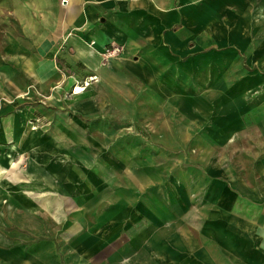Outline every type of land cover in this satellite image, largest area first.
<instances>
[{"label": "crops", "instance_id": "crops-1", "mask_svg": "<svg viewBox=\"0 0 264 264\" xmlns=\"http://www.w3.org/2000/svg\"><path fill=\"white\" fill-rule=\"evenodd\" d=\"M61 1L0 0V264H264V117L241 135L253 142L239 153L232 181L249 194L230 192L222 180L202 179L196 214L201 223L214 214L217 227H192L199 218L186 199L189 241L179 246L175 230L161 233L145 222L143 210L134 212L110 190L117 171L132 175L140 189V163H107L83 133L91 122H107L120 106L129 107L139 93H167L176 100L178 87L190 93L197 81L206 91L205 51L236 39L240 16L257 17L264 4L67 0L63 7ZM210 12H218L212 25ZM219 12L229 18L237 13L239 20L226 26ZM113 48L119 52L104 58ZM85 77L96 82L64 107L62 97ZM252 82L227 91H250ZM221 97L205 106L220 108L222 123L233 121L237 101ZM190 98L179 106L185 117L192 114ZM176 123L171 115L162 120L159 133L169 135L158 138L187 139L186 132L177 135L183 131ZM219 132L227 138L235 133L226 126ZM152 190L159 216L163 199ZM162 206L175 215L171 205ZM165 234L168 243L162 242Z\"/></svg>", "mask_w": 264, "mask_h": 264}, {"label": "rangeland", "instance_id": "rangeland-1", "mask_svg": "<svg viewBox=\"0 0 264 264\" xmlns=\"http://www.w3.org/2000/svg\"><path fill=\"white\" fill-rule=\"evenodd\" d=\"M258 1L264 4V0ZM259 8L260 6H258L257 17L253 14L240 16V21L243 23L242 33L237 34L236 39L228 40L224 47L210 46L205 51L208 60H204L203 67H207L204 70L208 72L204 77L209 74L210 82L206 88L210 89V92L207 89L204 91L203 87L197 85L199 83L197 81L196 85L191 86L190 93L183 91V87H178V91L175 94L172 93L173 96H177L176 100L165 96L167 93L164 97H161L163 93L160 96L157 93H139L129 107L120 106L109 116L107 122L104 119H98L96 123L91 122L83 132L92 139V146L89 145V148L97 151V155L107 163L116 164L121 168L127 164L140 163L139 173L145 178L140 189L132 181V175L128 176L126 172L117 171V175L109 183L110 190L112 194L126 198L131 203L130 207L134 212L143 210L148 219L145 222L160 229L161 233L168 234L169 229L170 231L175 230L178 246L180 242L185 243L188 240L185 232L186 199L192 201L194 216L199 218L196 213L200 212L202 179L208 182L222 180L228 185L230 192L239 191L245 196L249 194L247 187L233 186L232 181L234 174H238L236 170L239 153L247 150L253 142L241 135L250 123H255L264 117V17L259 16L260 14L264 16V11ZM217 16L218 12L216 14L210 12L208 17L210 25L218 20H216ZM227 16L226 14L224 17L219 12V17L224 19L226 26L231 27L235 19L239 20L236 18L239 16L237 13H234L231 18ZM231 29L239 31L236 27ZM252 79L255 81L252 82ZM243 80L248 83L251 81L250 86L253 89L246 92L227 91ZM81 81L83 79L76 80V82ZM221 82H225L222 87L219 86ZM64 83L62 82V85ZM90 85L74 97L71 91L66 92L65 99L62 97L64 107L70 106L73 101L76 102L78 96L86 92ZM58 88L61 90L62 86ZM61 93L63 96L64 91L62 90ZM229 94L231 98L228 97ZM190 96L194 102L192 114L185 117L179 112V106L184 101L182 98L189 100ZM221 96L230 101H237L234 105L239 111L238 116H235L236 120H227L222 123L219 115L221 109L216 106H205L206 103L219 102L222 99ZM175 101L178 106L177 110L173 103ZM170 115L177 120V129L183 131L177 135L185 136L184 132H186L187 139L158 138L159 135H169L159 133V127L162 125V120L168 119ZM221 126H226L235 133L227 138L226 134L219 132ZM82 141L86 142V140ZM153 186L156 194L163 199L160 203L159 216L156 214L158 203L154 199ZM163 202L173 207L175 215L164 210ZM207 215L209 219L205 222L201 223V218L198 220L194 218L192 224L190 221L188 224L194 228H200L206 224H210L212 228L217 227L215 215L209 213ZM203 216L206 217V215ZM167 234L161 237L162 242L168 243L169 235Z\"/></svg>", "mask_w": 264, "mask_h": 264}, {"label": "built area", "instance_id": "built-area-1", "mask_svg": "<svg viewBox=\"0 0 264 264\" xmlns=\"http://www.w3.org/2000/svg\"><path fill=\"white\" fill-rule=\"evenodd\" d=\"M66 4H67V0H62L61 1V6L64 7ZM118 52L119 51L116 48L109 49V50L106 49L105 52H104V54H103V56H104V58L112 57L115 54H117ZM93 82H96V79L95 78H92V77L91 78L90 77H85L83 79V81H81V82H75V84H74V86L72 87V90H71V95L74 97L77 94H79V93H77V87H80L83 90L86 86L92 84Z\"/></svg>", "mask_w": 264, "mask_h": 264}, {"label": "bare ground", "instance_id": "bare-ground-1", "mask_svg": "<svg viewBox=\"0 0 264 264\" xmlns=\"http://www.w3.org/2000/svg\"><path fill=\"white\" fill-rule=\"evenodd\" d=\"M260 17H264L262 14L259 15ZM83 90L80 87H77V93H81Z\"/></svg>", "mask_w": 264, "mask_h": 264}]
</instances>
